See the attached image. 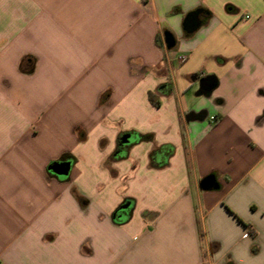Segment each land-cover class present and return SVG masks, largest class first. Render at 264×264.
Listing matches in <instances>:
<instances>
[{
	"label": "crops",
	"instance_id": "1",
	"mask_svg": "<svg viewBox=\"0 0 264 264\" xmlns=\"http://www.w3.org/2000/svg\"><path fill=\"white\" fill-rule=\"evenodd\" d=\"M0 264H264V0H0Z\"/></svg>",
	"mask_w": 264,
	"mask_h": 264
},
{
	"label": "water",
	"instance_id": "2",
	"mask_svg": "<svg viewBox=\"0 0 264 264\" xmlns=\"http://www.w3.org/2000/svg\"><path fill=\"white\" fill-rule=\"evenodd\" d=\"M200 13H201V10L199 9V10L189 13L185 17L184 22H183V29L186 33L191 34L195 30H197V28H199L200 26L199 14ZM164 43L166 47L170 49L171 47L175 45V40L171 34L166 33L165 38H164ZM214 85H215V79L213 77L211 76L205 77L200 83V91L206 94L212 90ZM198 118L203 119L204 115L199 116ZM133 141H134V136L132 134H126L122 137L123 144H130ZM50 170L52 171V173L56 174L58 177L65 178L68 174L69 163L54 164L50 167ZM211 182L212 180H205L203 181L201 187L202 188L209 187L211 185ZM128 209H129V203H125L119 208L118 211L120 214L119 216L120 219H124L126 217Z\"/></svg>",
	"mask_w": 264,
	"mask_h": 264
},
{
	"label": "trees",
	"instance_id": "3",
	"mask_svg": "<svg viewBox=\"0 0 264 264\" xmlns=\"http://www.w3.org/2000/svg\"><path fill=\"white\" fill-rule=\"evenodd\" d=\"M158 93H152L149 92L148 93V100L150 102L151 105H153L154 107H159L160 106V101H159V97L157 95ZM136 137L137 141H148L151 139V135H140V134H134ZM169 148V153L172 152V147H167ZM151 158V164H152V159H153V154L150 155Z\"/></svg>",
	"mask_w": 264,
	"mask_h": 264
},
{
	"label": "built area",
	"instance_id": "4",
	"mask_svg": "<svg viewBox=\"0 0 264 264\" xmlns=\"http://www.w3.org/2000/svg\"><path fill=\"white\" fill-rule=\"evenodd\" d=\"M245 18L248 19L249 16H245ZM179 60H180L181 62H183V61L185 60V57H184V56H180V57H179Z\"/></svg>",
	"mask_w": 264,
	"mask_h": 264
}]
</instances>
